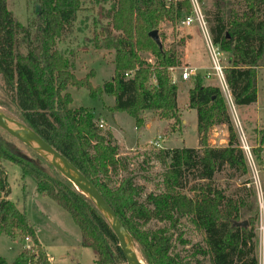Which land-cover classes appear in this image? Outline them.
<instances>
[{
	"label": "trees",
	"instance_id": "trees-1",
	"mask_svg": "<svg viewBox=\"0 0 264 264\" xmlns=\"http://www.w3.org/2000/svg\"><path fill=\"white\" fill-rule=\"evenodd\" d=\"M105 1L109 8L99 17H105L107 24L93 32L91 43L94 50L113 54L114 68L110 80L93 87V71L78 79L69 58L74 53L58 46L83 10L81 0H26L34 8L27 27L14 18L6 0H0L2 112L31 129L96 188L146 264H203V259L208 264H258L259 210L255 189L245 178L249 174L245 155L221 88L205 83L201 73L195 74L187 90V109L196 115L199 147L157 150L153 157L164 168L162 190L146 194L143 201L139 200L143 189L133 177L111 184L129 159L119 155L111 132L97 126L93 110L70 108L68 89L84 88L101 99L112 96L114 104L108 112L126 113L136 128L143 125V114L150 112L165 122L163 134L179 132L182 121L171 71L182 67L185 37L179 36V28L192 8L189 0H96ZM210 1L211 9L204 11L208 34L213 46L229 54L224 80L234 109L242 110L255 104L257 71L264 68V0ZM164 27L174 37L168 45ZM152 31L160 45L149 36ZM218 126L226 128V143L211 147L208 134ZM251 150L261 167V150ZM0 161L14 164L23 178L34 182L36 193L70 216L79 230L80 246L91 249L95 264H126L112 229L93 203L1 127ZM220 175L240 182L232 193H227L228 186L217 185ZM9 194L7 173L0 164V235L31 242L11 264H58L50 260L35 227L24 210L8 200ZM181 219H188L203 235L202 244L192 245L187 257L175 253L172 245L170 229L177 230ZM151 221L168 227L144 230ZM177 239L182 246L188 244L181 233ZM0 264L7 263L0 258Z\"/></svg>",
	"mask_w": 264,
	"mask_h": 264
},
{
	"label": "rangeland",
	"instance_id": "rangeland-1",
	"mask_svg": "<svg viewBox=\"0 0 264 264\" xmlns=\"http://www.w3.org/2000/svg\"><path fill=\"white\" fill-rule=\"evenodd\" d=\"M82 8L76 17L70 31L66 33L58 45L60 49L66 50V52L72 51L73 56H69L74 66V74L78 79H82L86 74L93 71V76L90 80L93 87L101 86L103 82L111 79L113 75V54L106 53L104 51L94 50L92 47L93 32L99 31L101 27L107 24L105 17L100 18V11H106L109 8L108 1L96 2V0H81ZM203 4H200L202 15H205L204 11L211 9L210 0H202ZM8 10L13 14L14 18L23 26L27 27L30 22L31 14L33 13V4H27L26 0H6ZM97 22L99 25H97ZM194 26L181 29L179 28V36H184V30L193 32V51L194 59L190 61L191 64H198L202 75L209 74V84L219 85L216 76L214 75L213 63L211 61L208 49L207 41L199 31L194 32ZM165 34L167 36L166 44L168 45L174 39L171 35L170 29L164 27ZM22 52L23 50L20 49ZM220 65L227 66L228 53L220 52ZM147 58L148 54H142ZM182 61V55H181ZM183 64V61H182ZM184 67L179 69H173L171 72L172 80L176 81L177 73H182ZM192 79L188 82H177V106L179 109L180 119L182 121V127L179 132L167 134L162 133V129L165 126L164 121H159L154 113L145 112L143 115L144 123L138 128L135 127L133 119L123 112H117L120 127L117 123H112V115L107 111L106 106L114 103L112 96H103L102 100L99 97L90 96L89 92L84 89L69 88L68 92L71 95L72 102L70 108H88L93 110L96 119L101 118L103 127L102 131L111 132L112 127L115 131H120L125 139V146H134V141L137 139V133L145 130V124L153 120L154 124L151 129V141L160 137V147L172 148H198V135L196 132V115L193 110L187 109V84L191 85ZM257 100L255 104L244 108L242 110H234L236 116H232L229 108V114L233 121V125L238 134L244 135L246 144L250 149H255L259 145H264V68L257 71ZM224 97L229 101L230 93L223 92ZM3 111L2 108H0ZM10 117V116H9ZM237 117V118H236ZM105 120V121H104ZM99 123V120L97 124ZM107 123V124H106ZM134 127L136 131L134 130ZM121 129V130H120ZM213 128L208 134V144L211 147L225 146L227 139V131L225 127H217V130ZM121 135L116 133L118 139L122 138ZM16 139V138H15ZM262 139V144L260 141ZM144 142V138H141ZM146 142V141H145ZM16 146L20 151L27 155L26 149L16 143ZM241 146V143H240ZM159 150L152 147L150 142L148 144H141L136 150H122L121 154L128 157V164L126 169L120 171L117 176L111 178L112 185L116 184L123 177H133L136 185H139L143 189V194L139 197L140 201H143L144 197L148 193H158L161 188V174L164 168L156 161L153 154ZM244 153V151H243ZM0 164L4 167L7 173V181L10 187V194L8 200L17 204L19 210H24L30 223L35 227L37 238L41 246L44 248L46 254L50 260L58 264H95V255L89 248H83L80 246V234L78 228L72 222L70 216L59 208L53 201L35 192L34 182L28 178L21 176L20 170L9 161H0ZM260 179L264 180V167L259 169ZM250 174L245 178L250 180ZM244 178V179H245ZM216 183L223 188L228 186L227 193H232L236 184L226 179L223 176L216 177ZM193 184V183H192ZM190 184V185H192ZM187 187V189L190 187ZM187 192V191H186ZM263 202H264V187ZM189 196L191 193L187 192ZM167 228L165 223H159L151 221L148 223L144 230L155 231L160 228ZM172 236L173 251L178 253L181 257H187L191 253V246L194 244H202L203 235L197 232L191 225L188 219H181L177 225V230L170 229ZM182 234V240L188 242L186 246H182L178 243V235ZM30 245L31 242H28ZM26 245L25 241H21L18 237H8L5 234L0 235V258L4 259L7 264H11L17 255L22 251ZM258 253V245H257ZM203 264H208L206 259H203Z\"/></svg>",
	"mask_w": 264,
	"mask_h": 264
},
{
	"label": "water",
	"instance_id": "water-1",
	"mask_svg": "<svg viewBox=\"0 0 264 264\" xmlns=\"http://www.w3.org/2000/svg\"><path fill=\"white\" fill-rule=\"evenodd\" d=\"M149 36L160 45L156 31L149 33ZM0 127L10 136L16 138L33 151L38 153L46 162L52 165L61 175L69 180L82 195L88 198L99 212L105 217L112 229L119 248L125 258L126 264H146L138 247L115 216L109 205L104 201L96 188L62 155L54 148L45 143L37 134L20 121L9 117L0 110ZM245 224V223H244Z\"/></svg>",
	"mask_w": 264,
	"mask_h": 264
},
{
	"label": "built area",
	"instance_id": "built-area-1",
	"mask_svg": "<svg viewBox=\"0 0 264 264\" xmlns=\"http://www.w3.org/2000/svg\"><path fill=\"white\" fill-rule=\"evenodd\" d=\"M191 8H192V13L191 15L187 16L183 22L181 23L182 26H190L192 23H197L207 41V49L211 58V61L213 63V70H214V75L216 76L219 87L221 88L222 93L229 92L228 87L226 85V82L224 80V75H223V69L222 66L220 65V51L218 50L217 47L213 46L210 40V36L208 34L206 22L204 21V16L202 15L201 9H200V2L199 0H189ZM196 70L193 68H185L182 73L180 78L182 80H188L190 77L195 76ZM205 78H209V74L204 75ZM226 99V98H225ZM227 105L231 110L232 116H236L235 114V109L231 101V96H229V101H227ZM237 118V117H236ZM99 128L103 127L102 121H99L97 124ZM239 135L240 143H241V149L244 151L246 163L249 169V174H250V181L251 184L253 185L256 193V199L258 203V210H259V215H258V224H257V234H258V264H263L264 263V202H263V192L262 189L264 187V180L262 181L259 176V169L260 165L256 157L253 155L251 152L252 150L247 146L246 140L244 138V135ZM160 137L158 139L153 140L150 142V145L152 147L161 149L160 147ZM257 148L261 150V161H262V166L264 167V145H259ZM26 245L24 248H29L30 245L28 242H30L29 238L25 239Z\"/></svg>",
	"mask_w": 264,
	"mask_h": 264
},
{
	"label": "crops",
	"instance_id": "crops-1",
	"mask_svg": "<svg viewBox=\"0 0 264 264\" xmlns=\"http://www.w3.org/2000/svg\"><path fill=\"white\" fill-rule=\"evenodd\" d=\"M203 4V3H202ZM194 23H192L190 26H182V29H185V28H189V27H192V26H194L193 25ZM199 31L200 32H202L201 31V29H200V27H199V25H195V30H194V32H197V33H199ZM184 33H185V46L181 49V55H182V61H183V64H182V67H184V68H193V69H195L196 70V73H201L200 72V68L198 67V64H191L190 63V61L192 60V59H194V51H193V46H192V41H193V32L191 31V32H186L185 30H184ZM203 34V33H202ZM228 58H229V54H228V56H227V60H228ZM172 74H173V72H172ZM203 74V73H202ZM205 75V74H204ZM180 76H181V73H177V70H176V81L174 82L175 84H177V82L179 81V80H181L182 82H188V80H190L191 78H193V77H190L188 80H182L181 78H180ZM112 78V77H111ZM211 79H210V77L209 78H207V80L206 81H210ZM207 84H209V82H207ZM191 87V85L189 84H187V90L189 89ZM104 96H107V95H104ZM102 100H104V98L102 99ZM114 104V103H113ZM111 106H113L112 104H110V105H107L106 106V108L107 107H111ZM108 111V110H107ZM93 114H94V112H93ZM181 115V114H180ZM95 117V116H94ZM117 117H118V113H115V114H113L112 115V119H113V121H112V123H117L118 125V127H120V125H119V121L117 120ZM96 119V118H95ZM98 120L99 121H103L101 118H99V119H97V122H98ZM105 121V120H104ZM107 124V123H106ZM153 124H154V121L153 120H150V121H148L146 124H145V130L144 131H141L140 132V134H138L137 133V139L133 142L134 143V146H130V147H128V146H125V144H126V139H125V137L123 136V135H121L122 133L119 131H115V128L114 127H112V129H111V134H112V137H113V140H114V142H115V144L117 145V147H118V151H119V155L120 156H123L122 154H121V152H122V150H136L137 149V147L138 146H141V144H148L149 142H151V129H152V127H153ZM219 127H224V126H219ZM121 130V129H120ZM134 130L136 131V129H135V127H134ZM215 130H217V127H216V129ZM137 132V131H136ZM116 133H118L119 135H121V137L122 138H120V139H118L117 137H116ZM144 138L145 140H144V142H142V140H141V138ZM146 141V142H145ZM161 148H164V149H167V147H161ZM175 148H177V147H175ZM196 149H197V147H196ZM121 151V152H120ZM49 257V256H48ZM264 264V263H263Z\"/></svg>",
	"mask_w": 264,
	"mask_h": 264
}]
</instances>
